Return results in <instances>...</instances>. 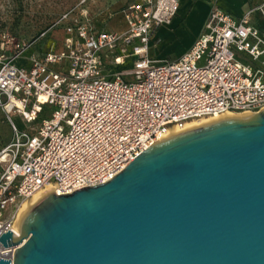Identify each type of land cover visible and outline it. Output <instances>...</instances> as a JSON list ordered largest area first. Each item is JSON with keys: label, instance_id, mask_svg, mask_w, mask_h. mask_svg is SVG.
<instances>
[{"label": "built area", "instance_id": "obj_1", "mask_svg": "<svg viewBox=\"0 0 264 264\" xmlns=\"http://www.w3.org/2000/svg\"><path fill=\"white\" fill-rule=\"evenodd\" d=\"M181 2L132 3L119 32L98 27L81 0L32 40L0 34V110L12 131L0 149V238L19 236L21 206L46 188L66 195L107 183L172 129L264 110V2L239 18L211 8L182 56L156 62L152 35ZM60 26L62 46H37ZM17 249L0 242V259L13 262Z\"/></svg>", "mask_w": 264, "mask_h": 264}, {"label": "water", "instance_id": "obj_2", "mask_svg": "<svg viewBox=\"0 0 264 264\" xmlns=\"http://www.w3.org/2000/svg\"><path fill=\"white\" fill-rule=\"evenodd\" d=\"M13 262L264 264V110L165 138L113 180L44 194Z\"/></svg>", "mask_w": 264, "mask_h": 264}, {"label": "rangeland", "instance_id": "obj_3", "mask_svg": "<svg viewBox=\"0 0 264 264\" xmlns=\"http://www.w3.org/2000/svg\"><path fill=\"white\" fill-rule=\"evenodd\" d=\"M79 1L0 0V34L8 32L16 39L32 40L48 28L67 8ZM201 1L208 3L211 8L218 6L217 0ZM130 3L131 0H87L91 14L104 17L107 20L105 25L109 31L119 32L127 29L121 12ZM199 13L200 10H197L192 16L188 13L182 18V14L179 12L180 17L174 19L171 25H164L156 30L151 38L150 57L156 62H173L182 56L201 33L200 19L197 17ZM106 15L107 17H105ZM64 39L63 27H55L49 31L45 38L38 39L37 46L52 42L62 46ZM237 58L244 59L239 54ZM6 119V114L0 110V148L12 138V131L9 124L6 123ZM14 120L21 128L25 127L19 118ZM33 126L34 124L27 125L28 128Z\"/></svg>", "mask_w": 264, "mask_h": 264}, {"label": "crops", "instance_id": "obj_4", "mask_svg": "<svg viewBox=\"0 0 264 264\" xmlns=\"http://www.w3.org/2000/svg\"><path fill=\"white\" fill-rule=\"evenodd\" d=\"M139 1L140 0H131L130 4L138 3ZM217 1H218V6L219 7H221L223 10L227 11L228 13L232 14L236 18L241 17L250 8L255 7V6H257V5H259V4L264 2V0H217ZM79 2L75 3L73 6L77 5ZM73 6H71V7H73ZM180 9H181L180 13L182 14V18H183V16L185 17L186 14H188V13H190V15L192 16L197 10H200V13H199V15L197 14L198 15L197 17H199V19H200V27L203 28L204 22H205L206 18L208 17V14H209V12L211 10V7H209L208 3H203L201 0H197V1H194V0H182ZM91 16L93 18V21L96 23V25L98 27H102V28L108 30V28L105 25L107 20L104 17L96 16V15H92V14H91ZM121 16H122V19H123V10L121 12ZM105 17H107V15ZM178 17H180V16H178ZM56 20H54V21H56ZM263 26H264V23H263ZM9 142H10V140H9ZM9 142L4 143L2 147L7 145Z\"/></svg>", "mask_w": 264, "mask_h": 264}, {"label": "bare ground", "instance_id": "obj_5", "mask_svg": "<svg viewBox=\"0 0 264 264\" xmlns=\"http://www.w3.org/2000/svg\"><path fill=\"white\" fill-rule=\"evenodd\" d=\"M230 117H234V116H224V117H219V118H213V119H209V120H205V121H200V122H191L187 125V127L182 130V131H179L177 129H172L170 134L167 136L168 137H171V136H174V135H178V134H181L183 132H187V131H190V130H193L195 128H198V127H201V126H204L206 124H209L211 122H215L217 120H222V119H225V118H230ZM48 191H54V187H49V188H46L42 191H40L38 194H36L32 199L26 201L20 208L19 212H18V216H17V223H16V232L18 233L19 231L17 230L19 227H20V221L22 219V217L28 212V210L44 195L46 194Z\"/></svg>", "mask_w": 264, "mask_h": 264}, {"label": "trees", "instance_id": "obj_6", "mask_svg": "<svg viewBox=\"0 0 264 264\" xmlns=\"http://www.w3.org/2000/svg\"><path fill=\"white\" fill-rule=\"evenodd\" d=\"M1 148H2V147H1ZM1 148H0V149H1Z\"/></svg>", "mask_w": 264, "mask_h": 264}]
</instances>
